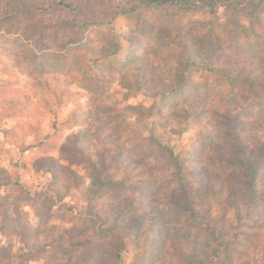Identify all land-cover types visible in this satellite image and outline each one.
I'll use <instances>...</instances> for the list:
<instances>
[{"label": "rangeland", "instance_id": "374dc122", "mask_svg": "<svg viewBox=\"0 0 264 264\" xmlns=\"http://www.w3.org/2000/svg\"><path fill=\"white\" fill-rule=\"evenodd\" d=\"M142 16L120 14L74 42L67 35L50 40L49 45L36 35H26L25 22L31 21L27 17L20 23H0V264H167L171 259L167 252L162 261L154 257L153 248L158 245L145 232L139 235L119 229L102 237L101 226H110L102 221L103 209L114 206L125 192L111 186L91 190L90 161L69 147L73 140L90 143V136L73 117L78 103L106 99L117 104L115 111L131 117L135 132L114 131L126 143L129 157L147 144L153 132L163 135L176 151L191 157L193 153L205 155L209 137L203 133L201 120L180 112L191 100L204 101L207 114L218 107L238 119L264 110L263 98L242 84L202 70L193 71L177 93L129 87L130 68L141 64V57H147L165 75L184 66L189 50L223 59L264 58L260 38L264 6L255 16L234 15L224 5L206 4L179 12L146 11ZM129 35H134L132 40ZM101 47L117 50L96 60ZM55 74L68 79V86L58 90L60 94L37 81ZM260 93L264 95V90ZM173 117L181 123L171 122ZM154 153L162 157L158 151ZM51 164L56 175L49 172ZM206 165L210 186L215 188L226 173L225 166L212 157ZM170 179L169 174L154 171L140 181L141 189L130 193L138 191L140 199H145L143 207L149 204L163 209L172 195ZM212 198L210 192L202 205ZM215 207L212 219L221 214ZM261 209L245 211L242 216L231 211L226 214L231 231L229 246L222 254L226 264H246V259L264 256V206ZM190 217L186 212L185 219L191 221ZM167 221L163 227L170 239L163 245L166 251L175 237L189 247L200 245L198 221L192 226L179 225L177 230ZM201 225L208 229L207 223ZM178 259L173 257V261ZM208 264L220 262L211 257Z\"/></svg>", "mask_w": 264, "mask_h": 264}, {"label": "trees", "instance_id": "16d2710c", "mask_svg": "<svg viewBox=\"0 0 264 264\" xmlns=\"http://www.w3.org/2000/svg\"><path fill=\"white\" fill-rule=\"evenodd\" d=\"M199 4L224 5L234 15L247 13L255 16L258 8L264 6V0H0V23H20L27 17L31 21L25 22L26 35H36L43 44L49 45L50 40L59 41L60 37L67 35L68 40L74 42L92 28L112 22L120 14L144 16L146 11L179 12ZM132 36L128 38L132 40ZM260 38L264 42V32ZM109 50L101 47L96 60L114 54L117 49ZM191 52L184 66L170 75L162 74L147 57H141V64L130 68L129 87L177 93L193 71L202 70L232 84H242L264 100L260 93L264 90V58L235 60ZM37 81L55 94H60L58 90L68 86V79L58 74L40 77ZM13 102L18 104L21 101ZM116 108L117 104L106 99L91 104L78 103L73 117L90 136V143L73 140L69 144L72 151L80 152L90 161L93 171L91 190L97 192L104 186H111L125 192L114 206L103 209L105 220L102 221L110 226H101L104 230L102 237L119 229L127 233L138 231L139 235L145 232L149 240L158 245L153 248L154 257L162 261L166 254L170 255L167 264H208L211 257L226 264L222 254L228 248L231 236L224 219L226 214L231 211L242 216L245 211L263 210L261 206H264V110L247 119H238L218 107L212 109V114H207L204 101L191 100L180 112L191 113L188 117H198L203 133L209 137L205 155L193 153V159L183 151H176L164 141L163 135L154 132L148 137L147 144L129 157L126 143L119 141L120 137H116L114 131L120 129L130 134L135 132L136 125L127 113L115 111ZM171 122L181 123L178 117H173ZM154 151L161 153L162 157ZM211 157L222 162L226 169L215 188L210 186L211 175L206 168ZM121 159L123 161L119 163ZM49 168L51 174H57L53 164ZM154 171L165 172L171 177L169 189L172 195L163 209L159 205L143 207L145 199H140L138 191L133 195L130 193L133 189H141L140 181ZM210 192L213 198L203 206ZM214 206L221 212L218 219L211 218ZM132 207L134 210L130 213ZM186 212L191 221L185 219ZM200 217L203 221L199 220ZM165 219L176 226L175 230L179 225L192 226L198 221L202 230L200 245L189 247L182 238L175 237L166 251L163 245L170 239L163 229ZM203 223L208 224L207 230L202 228ZM174 256L179 259L173 261ZM245 263L264 264V256L246 259Z\"/></svg>", "mask_w": 264, "mask_h": 264}]
</instances>
